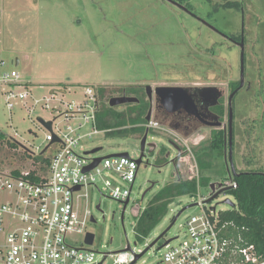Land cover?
Returning a JSON list of instances; mask_svg holds the SVG:
<instances>
[{
  "label": "rangeland",
  "instance_id": "rangeland-1",
  "mask_svg": "<svg viewBox=\"0 0 264 264\" xmlns=\"http://www.w3.org/2000/svg\"><path fill=\"white\" fill-rule=\"evenodd\" d=\"M177 1L184 3L192 15L169 0H0V63H6L0 66V75L16 68L34 91L44 86L43 92H47L61 84L78 92L85 87L105 88L102 99L106 105L126 90L146 85L153 90L159 86H218L226 90L227 96L228 86L242 74V52L219 33L245 36V72L255 83L234 100L235 125L239 129L234 159L238 171L264 172V0ZM16 60L18 67L13 65ZM129 105L133 104L114 107L123 113L121 119H115L123 124L122 128L134 126L130 118L135 113L128 110ZM42 114L37 111L30 119L20 110L9 113L0 83V177L29 169L38 161L36 147L42 145L45 130L33 121ZM225 123L228 125V117ZM211 135V129H200L186 139L191 152H184L180 145L185 140L177 141L174 131L150 130L124 221V204L105 197L98 189H89L83 207L95 220L88 225V232L95 235L91 249L97 252L98 261L107 255L104 264H114L116 254L129 244L135 253H143L184 208L210 199L212 184H228L225 151L216 152L199 170L200 195L178 198L145 241L137 238L136 218L150 199L177 180L178 174L184 180L198 176L197 172L189 173L190 164L179 160L189 155L192 164L197 162V152L210 146ZM143 137L104 133L86 148H102L97 153L100 157L128 153L139 160ZM20 143L37 157L30 156ZM152 145L157 147L150 153ZM226 200L236 204L234 196L226 192L205 206L225 212L232 208ZM4 201L5 195L0 192V203ZM199 212L198 205L185 210L165 237L136 264L158 262L161 245L175 237L181 239L182 225ZM77 239L81 246L83 237Z\"/></svg>",
  "mask_w": 264,
  "mask_h": 264
},
{
  "label": "built area",
  "instance_id": "built-area-1",
  "mask_svg": "<svg viewBox=\"0 0 264 264\" xmlns=\"http://www.w3.org/2000/svg\"><path fill=\"white\" fill-rule=\"evenodd\" d=\"M0 83L9 113L20 110L30 119L37 111L43 113L33 121L45 130L36 152L38 157L50 159L48 164L38 160L18 174L0 177V192L5 195L0 203V264H104L107 255L98 261L97 252L86 244L88 225L94 217L83 201L88 199L89 189H98L105 197L124 204L131 199L140 165L130 155L100 157L98 152L90 153L94 149L86 148L106 133L98 124L97 90L85 87L78 92L61 84L47 92H43L44 86L34 91L16 68L3 72ZM41 120L51 123V129ZM143 126L148 131L162 128L153 118ZM186 142L180 146L191 152ZM19 145L37 157L33 150ZM96 159L101 161L88 170ZM179 161L190 164L189 173L197 172L198 176L188 180L199 182L197 162L192 164L189 155ZM233 179L229 177L223 187L237 188ZM198 206L201 212L182 225V238L175 237L159 249L158 262L150 264H264V253L249 241V228L225 220L224 212L216 207L208 209L204 200ZM79 236L83 237L81 246ZM128 247L116 254L114 264H136L142 259L144 255L137 260L139 254L130 244Z\"/></svg>",
  "mask_w": 264,
  "mask_h": 264
},
{
  "label": "trees",
  "instance_id": "trees-1",
  "mask_svg": "<svg viewBox=\"0 0 264 264\" xmlns=\"http://www.w3.org/2000/svg\"><path fill=\"white\" fill-rule=\"evenodd\" d=\"M96 90L100 104L98 124L101 130H105L107 134L113 136L129 133L141 134L143 136L146 134L148 129L143 125L147 123L148 102L142 99L141 104L129 105L128 110L135 113L130 118V123L134 126L129 129L122 128L123 124L115 119H121L123 113L103 103L102 97L106 94L105 88ZM124 94L127 96L136 95V97L140 98L136 89L126 90ZM221 115L224 116L223 105L221 107ZM224 149V131H214L211 135L210 146L205 147L201 152H197L196 161L199 170L206 164L205 162L208 158L213 157L216 152L224 151ZM38 158L45 164H48L50 161V159H44L43 157ZM15 174H18V172ZM233 180L237 183L238 187L229 190L227 193L234 196L236 204L230 210L225 211L223 217L225 220L234 221L249 228V241L256 244L259 251L264 253V179L259 174L249 173L235 177ZM201 184L202 178L199 179V182L196 179L184 180L178 174V179L154 195L150 199L148 206L136 218L135 232L137 238L140 241H145L167 215L170 206L180 197L195 198ZM175 219L176 217L172 220V223Z\"/></svg>",
  "mask_w": 264,
  "mask_h": 264
},
{
  "label": "flooded vegetation",
  "instance_id": "flooded-vegetation-1",
  "mask_svg": "<svg viewBox=\"0 0 264 264\" xmlns=\"http://www.w3.org/2000/svg\"><path fill=\"white\" fill-rule=\"evenodd\" d=\"M169 1L175 4L176 6H178V8L184 9L185 11H187L189 14L192 15V12H190L189 8H187V6H185L184 3L180 2L181 3L180 4L178 3L177 0H169ZM209 26L213 30L215 29L211 25ZM215 31L219 33L217 29ZM219 34L224 35L222 37L225 40L230 41L235 47H238V49H240L239 50L240 54L242 52L241 49H242V44H243L244 57H245V41H246L245 36H242L240 38H235L233 36L226 35L223 32ZM245 71H246V68H245V60H244V84L243 86H241L242 78L240 74V79L236 83H233L232 85L228 86L227 96H226V90L218 86H199L197 84L194 86L186 87L190 89V93L193 95V99H194L195 106H196L194 111L192 112H188L186 110H178L174 113L167 112L163 108V106L160 104V102L158 101L155 93H153L152 98H150L148 94V87H151L150 85H146L144 87H140L136 89V92L139 93L140 98L137 97L139 99V103H135V104H141L142 99L145 102H148L149 103L148 112L152 110V118L156 120L162 128H166V129H170L174 131V133H176L178 136L177 138L180 140L188 139V137H191L192 135L196 134L202 128L211 129V134L214 131H224L225 148L227 149V152H228L229 144L227 143V146H226V139L229 138V119H230L229 100H230V96L235 92V95L232 101L233 160L235 164L234 148L236 145V137L238 135L239 129H238V126L235 125L236 118H235L234 100L239 92H241L242 90H245V91L251 90L255 83L251 80L250 74H249V77L247 78V74ZM222 105L224 106V116L221 115ZM226 117H228V125L227 123H225ZM218 123H223V126L221 127L217 126ZM156 147H157L156 145L155 146L152 145L150 148V153H152L153 149H155ZM236 171L237 173L240 174V176L243 174L255 173V174H259V176L264 179V172H261V171L260 172L251 171V170L250 171L249 170L248 171H238L237 167H236Z\"/></svg>",
  "mask_w": 264,
  "mask_h": 264
},
{
  "label": "water",
  "instance_id": "water-1",
  "mask_svg": "<svg viewBox=\"0 0 264 264\" xmlns=\"http://www.w3.org/2000/svg\"><path fill=\"white\" fill-rule=\"evenodd\" d=\"M19 64H20L19 60H16L15 67H18ZM241 78H242L241 86H243V84H244V46H243V44H242V74H241ZM153 93H155V95L157 96V99L160 102V104L169 113H174V112H176L178 110H186L188 112H192V111H194V109L196 107L194 99H193V95L190 93V89L186 88V87H181V86H159V87L155 88L154 90L151 87H148V94H149L150 98H152ZM234 95H235V92L230 96V100H229V105H230L229 138L226 139V146H227V143H228L229 144V151L227 152V149L225 148L226 165H227V169H228V172H229V176L232 177V178L240 176V174L237 173V171H236V167H235L234 160H233V107H232V101H233ZM135 103H139V99L137 97L127 96V95L124 94L122 97L112 98L110 100L109 105H110V107L114 108L116 106H120V105H124V104H135ZM151 119H152V110L149 111V113H148V115L146 117L147 121H150ZM41 122L49 130L51 129V123H45L42 120H41ZM217 126L221 127V126H223V123H218ZM148 133H149V131L147 130V132L144 135V137L142 139V142H141L142 154H141L140 159L137 160L139 165L142 164V162H143L142 160H143V158L145 156V149H146V145H147ZM153 146H155V145H153ZM101 150H102V148L99 147V148H96V149L92 150L90 153L91 154H95L97 152H100ZM178 150H180V149L178 148ZM112 156H126V157H128L129 154L128 153H119V154H114ZM100 161H101V159H96L94 164L91 165L88 168V170H91L94 167H96L99 164ZM231 188L232 187H223V184H216V183L212 184L211 185L212 196L210 197V199L205 201V203L212 202L219 195H221L223 193H226L229 190H231ZM75 190H79V188H76ZM147 192H145V194L143 195L142 198H144L146 196ZM129 202H130V200H127L124 203V210H123V214H122V220L123 221H124L125 210H126L128 204H129ZM225 203L229 204L231 207L235 206V204L232 201H230V200H226ZM197 205H198V203H194V204L184 208L178 214V216L176 217L175 221L170 225V227H168V229L165 232H163L143 253H141V254H139L137 256V260L139 258H141L150 248L154 247L161 239H163L165 237V235L168 233V231L175 224L176 220L181 216V214L185 210H187L188 208H191L193 206H197ZM99 208H100V206H98V209ZM93 222H95L94 219H93ZM94 239H95V235L92 234V233H88L87 239H86V244L89 245V246H92L94 244ZM173 241H174V238L170 239V240H166L159 249L164 248L165 246L169 245Z\"/></svg>",
  "mask_w": 264,
  "mask_h": 264
}]
</instances>
